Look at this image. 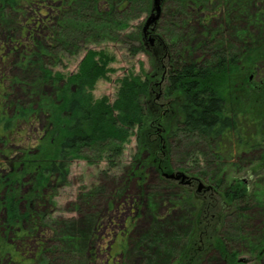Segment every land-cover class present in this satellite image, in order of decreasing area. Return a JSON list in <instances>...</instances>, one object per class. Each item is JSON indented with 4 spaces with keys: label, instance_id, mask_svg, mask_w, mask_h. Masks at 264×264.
Masks as SVG:
<instances>
[{
    "label": "rangeland",
    "instance_id": "obj_1",
    "mask_svg": "<svg viewBox=\"0 0 264 264\" xmlns=\"http://www.w3.org/2000/svg\"><path fill=\"white\" fill-rule=\"evenodd\" d=\"M60 1L34 0L36 6L7 8L0 14V126L3 116L11 118L20 110H38L42 100L53 98L62 88L61 83L43 79L40 65L29 66L27 56L36 46L48 47L42 67L53 77L65 79L78 72L88 51L108 53L113 59L111 71L107 79L96 83L94 100L114 103L119 80L128 75L140 76L150 81L146 99L148 118L140 140L138 135L133 136L125 145L119 168L106 174V160L95 162L92 157L93 163L76 160L71 164L67 185L50 193V203L44 207L47 218L37 233L31 235L27 254L24 253L28 259L25 263L230 264L213 247L223 234L228 209L221 189L200 190L211 186V182L203 179L207 172L200 175L192 159L177 154L170 160L164 158L165 142L160 134L166 137L172 128L182 98L180 94L167 95L170 58L165 56V48L158 40L159 25L143 30L152 14L153 0L150 9L139 0L120 13L118 18L126 28L117 29L114 37L103 33L93 37V33L76 25L83 14L87 15L80 13L85 8L82 3L62 7ZM98 1L102 7L110 3ZM167 10L172 11L174 19L179 13L175 20L177 29L170 28L169 32L177 49L193 48L202 40H212L216 49L237 56L258 59L264 53V0H165L161 5L162 17ZM61 24L66 39L78 41L80 48L66 47L61 37L52 40V31ZM134 47H142L144 51L134 55L131 51ZM247 47L256 49V54H250ZM194 54L199 58L203 51L198 49ZM256 62L224 89L232 113L254 116L257 108L264 109V78ZM45 124V117L40 114L32 125L20 124L12 137L0 142L1 169L8 172L27 148L35 147ZM147 153L151 155L149 168L132 175L128 167L134 157L140 155L145 161ZM263 153L264 150H256L238 155L234 160L238 167L220 171V178L228 181L234 177L248 180L250 195L255 197L240 233H231L237 238L230 250L237 253L235 261L240 264H264V174L257 175ZM160 164L164 170L158 172ZM165 174H184L185 180H193V184L184 183L182 178L168 179ZM24 206L21 204L22 209ZM92 217L99 227L88 232ZM0 218H4L1 212ZM24 225L25 229H32L30 222ZM70 237L80 241L71 242ZM0 240V246L5 247L8 239L2 240L0 236ZM37 244L45 245L44 256L39 254ZM20 259L21 256L16 259L3 255L0 264H18Z\"/></svg>",
    "mask_w": 264,
    "mask_h": 264
},
{
    "label": "trees",
    "instance_id": "obj_2",
    "mask_svg": "<svg viewBox=\"0 0 264 264\" xmlns=\"http://www.w3.org/2000/svg\"><path fill=\"white\" fill-rule=\"evenodd\" d=\"M77 1L85 7L80 13L87 12L88 16L83 14V19L78 20L76 25L93 33V37H98L101 33L107 37L116 36L117 29L122 31L126 28L118 18L119 14L130 4L139 3V0H110L109 5L102 7L98 0L60 2L62 7H66ZM143 3L148 6L147 9L152 7V0H143ZM187 4L189 7V2ZM29 5L36 6V3L34 0H0V14L7 8L16 10ZM177 14L174 15L175 19L171 18L173 13L167 10L164 17L160 15L154 24L159 25L157 37L165 48V56L170 58L167 95L180 94L182 98L172 128L166 137L161 135L165 142V157L170 160L177 154L192 159L200 175L207 172L203 179L211 182V186L218 192L221 189L228 209L223 234L219 235L213 247L230 264H240V261H235L237 253L230 250L232 242L237 238H233L231 233H240L255 197L250 195V185L244 179L234 177L228 181L225 177L220 178V171L221 168L238 167V163L234 162L238 155L264 150V109L257 108V111H253L257 113H253L254 116L242 115L238 111L232 113L228 110L224 89L233 84V80L255 61V64H260L258 72L264 78V53L258 59L237 56L233 52L216 49L212 40H202L193 48L185 46L181 50L177 49L172 32L169 33L170 28L178 27L175 23ZM62 27L64 24L52 31V40L57 41L61 37L66 47L80 48L78 41L66 39ZM247 45L251 47L250 44ZM198 49L203 51L199 58L194 54ZM131 51L137 55L144 49L134 47ZM248 52L254 55L256 49L248 48ZM47 55L48 47L36 46L27 56L29 66L40 65L43 79L49 83H61L62 88L53 98L42 100L38 110H20L11 118L3 116L4 122L0 126L1 142L12 137L20 124L32 125L40 114L46 120L35 147L27 148L8 172L3 168L2 171L0 167V212L4 214V218H0V236L2 240L8 239L5 247L0 246V257L16 256L17 259L21 256L20 261L17 260L18 264L27 263L24 253L27 254L31 235L37 233V229L47 218L44 207L50 203L51 191L67 185L71 164L76 160L93 163L91 159L96 158L95 162L106 160V174L119 168L125 145L133 136L138 135L140 140L148 118L146 99L150 94V81L140 76L128 75L119 80L114 103L111 104L107 99L94 100L92 93L96 83L107 79V74L111 71L109 67L113 59L108 53L88 51L78 72L66 79L53 77L51 72L42 67ZM145 158L143 161L140 155L134 157L128 167L132 175L139 174L140 169L149 168L151 155L147 153ZM260 159L257 175L264 174V157ZM230 160L232 162L229 165L227 162ZM239 164L242 167L241 161ZM25 188L27 191L23 193ZM21 204L25 205L23 209ZM26 222L31 223L32 229H25ZM98 227L95 217H92L88 232L97 230ZM69 239L71 242L80 241L71 237ZM81 240L85 241L84 238ZM35 247L42 256L46 254L43 252L46 250L44 244H37ZM262 247L264 249V244Z\"/></svg>",
    "mask_w": 264,
    "mask_h": 264
},
{
    "label": "water",
    "instance_id": "obj_3",
    "mask_svg": "<svg viewBox=\"0 0 264 264\" xmlns=\"http://www.w3.org/2000/svg\"><path fill=\"white\" fill-rule=\"evenodd\" d=\"M162 1L163 0H153L152 14L145 22L144 29H143L144 32H146L159 19L160 15H161V3H162ZM151 43H154L153 39H151Z\"/></svg>",
    "mask_w": 264,
    "mask_h": 264
},
{
    "label": "flooded vegetation",
    "instance_id": "obj_4",
    "mask_svg": "<svg viewBox=\"0 0 264 264\" xmlns=\"http://www.w3.org/2000/svg\"><path fill=\"white\" fill-rule=\"evenodd\" d=\"M165 78V77H164ZM159 126L161 127V124L159 123ZM159 130H162V129H159ZM165 132V131H164ZM161 136V134H160ZM161 139H162V136H161ZM165 156V155H164ZM166 159V157H164ZM164 170V167L162 164L158 165V172H161ZM165 177L168 178V179H174V180H179V178H182L183 180H185L186 176L184 174H165ZM173 177V178H172ZM178 178V179H177ZM186 181V180H185ZM184 183L188 184V185H192L193 184V180H188ZM244 181L248 184V180L246 181L244 179ZM204 189L205 192H212V190H214V187L213 186H208V188H200V190Z\"/></svg>",
    "mask_w": 264,
    "mask_h": 264
}]
</instances>
